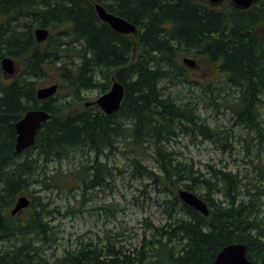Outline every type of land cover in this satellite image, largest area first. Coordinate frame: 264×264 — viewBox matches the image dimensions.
<instances>
[{
  "label": "trees",
  "instance_id": "trees-1",
  "mask_svg": "<svg viewBox=\"0 0 264 264\" xmlns=\"http://www.w3.org/2000/svg\"><path fill=\"white\" fill-rule=\"evenodd\" d=\"M96 5L136 25V33L115 32L99 19ZM37 28L49 29L46 42L36 40ZM3 57L13 58L19 70L7 78L0 66V264H215L232 243L245 244L253 263L264 260V191L253 185L255 192L245 188L244 198L239 173L209 167L205 178L193 161L170 149L183 134L231 148L230 136L202 117V100L230 110L234 127L250 130L251 141L264 148V0L249 9L231 0L217 6L211 0H0ZM185 57L203 66L199 78L188 75L196 68L189 69ZM52 69L59 90L40 101L37 90ZM112 78L125 88L120 110L106 115L97 105L87 107L84 92L107 93ZM173 79L188 85L187 94L171 92ZM35 109L48 112L50 120L35 144L17 153L15 125ZM125 141L134 175L168 188L167 223L152 226L150 237L144 235L134 249L117 248L108 238L104 245L80 243L49 258L44 247L57 238L48 219L56 210L31 187L45 185L53 178L49 164L75 151L93 155L85 190L105 186L111 168L104 157ZM146 150L156 171L146 163ZM180 189L199 196L209 215L183 203ZM220 192L224 200L216 199ZM22 195L30 207L14 216Z\"/></svg>",
  "mask_w": 264,
  "mask_h": 264
},
{
  "label": "rangeland",
  "instance_id": "rangeland-1",
  "mask_svg": "<svg viewBox=\"0 0 264 264\" xmlns=\"http://www.w3.org/2000/svg\"><path fill=\"white\" fill-rule=\"evenodd\" d=\"M224 2L225 0L221 4ZM188 68L193 70L196 67ZM49 74L50 78L43 87L59 85L58 72L52 69ZM202 74L203 66L200 65L188 75L197 79ZM100 79L105 81L103 77ZM169 88L175 96H184L189 90L187 84L183 86L178 80L169 84ZM101 95L103 93L99 88L84 92V96L88 97L87 105ZM199 106L202 117L212 127H219L230 136L231 148L223 150L203 136L192 137L183 134L170 142V149L177 152L179 159L193 161L205 178L210 177L209 167L239 173L243 179L241 191L244 198L247 197L245 188L255 192L253 185L264 191V148L251 141L254 134L243 127L235 128L230 110L222 106H208L203 100ZM261 118L264 122V106L261 107ZM126 143H118V149L104 157V161L111 168V175L107 177L105 186L85 190V168L91 166L93 155H88L89 151H75L61 162L49 164L46 171L53 178L45 185L39 182L31 187L36 196L44 199L50 210H56L48 219L57 238L54 243L44 247L49 258L62 257L66 250H74L80 243L104 245L108 238L117 248L124 246L134 249L139 247L144 235L150 237L152 226L167 223L164 199L169 196L168 188L156 186L152 180L140 179L134 175L133 166L129 161L132 154ZM146 152L144 157L147 165L156 171L151 150ZM163 190L167 191L163 193ZM197 191L202 192L201 189ZM216 199L224 200L223 194L217 193ZM260 201L259 209L261 217H264V195ZM11 244L12 242L5 243L7 247Z\"/></svg>",
  "mask_w": 264,
  "mask_h": 264
},
{
  "label": "water",
  "instance_id": "water-1",
  "mask_svg": "<svg viewBox=\"0 0 264 264\" xmlns=\"http://www.w3.org/2000/svg\"><path fill=\"white\" fill-rule=\"evenodd\" d=\"M224 0H211L215 5L222 3ZM235 6L241 9H249L257 0H231ZM96 11L99 19L107 23L114 31L121 34H135L136 25L129 21L109 13L103 6L96 5ZM50 36V31L47 28H37L35 30V37L39 43H44ZM183 63L190 67L195 68V60L185 57ZM1 69L6 77L12 78L18 72V66L15 60L11 57H3L0 60ZM59 90L58 84H51L46 87H41L37 90V98L40 101L47 100L57 94ZM125 97L124 85L112 78V85L109 92L101 95L93 105H98L106 115H111L120 110L123 99ZM89 106V104H88ZM50 114L42 109H35L28 111L23 118H21L15 125L17 138H16V152L22 153L31 148L35 142L38 131L42 125L50 120ZM179 199L197 210L204 216L209 215V208L207 204L195 193L180 189L178 191ZM31 200L27 196H20L13 209L12 215H17L30 207ZM215 264H264V260L260 263H253L247 258V246L242 243H232L224 247L217 255Z\"/></svg>",
  "mask_w": 264,
  "mask_h": 264
},
{
  "label": "bare ground",
  "instance_id": "bare-ground-1",
  "mask_svg": "<svg viewBox=\"0 0 264 264\" xmlns=\"http://www.w3.org/2000/svg\"><path fill=\"white\" fill-rule=\"evenodd\" d=\"M116 32V31H115Z\"/></svg>",
  "mask_w": 264,
  "mask_h": 264
}]
</instances>
